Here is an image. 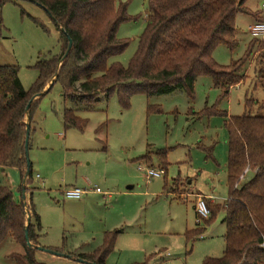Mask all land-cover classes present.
Here are the masks:
<instances>
[{
    "label": "rangeland",
    "instance_id": "rangeland-1",
    "mask_svg": "<svg viewBox=\"0 0 264 264\" xmlns=\"http://www.w3.org/2000/svg\"><path fill=\"white\" fill-rule=\"evenodd\" d=\"M116 1L127 3L132 19L117 31L129 45L110 62L127 66L146 28L148 0ZM263 4L264 0H245V8L259 16L237 13L238 46L234 51L218 46L213 57L219 64L243 56L254 38L250 24L264 22ZM0 11L5 26L0 65L18 66L20 80L30 90L39 76L37 62L61 53L59 32L48 13L30 0L7 1ZM255 66L253 57L241 71L245 79L225 97L205 75L197 77L193 97L185 89L152 97L139 93L124 109L117 96L102 95L94 109L77 113L87 120L83 130L65 127L63 113L71 104L64 101L61 84L55 83L39 99L34 115L26 200L40 216L42 246L69 256L36 249V260L89 264L70 252L93 253L104 233L117 229L122 232L107 264H137L148 258L146 264H153L156 256L166 253L170 256L161 257L159 264H202L206 257H222L224 213L210 225L207 219L198 224L197 206L201 200L208 208V202L223 205L228 198L229 134L223 113L264 115V85L256 79ZM149 106L159 111L149 112ZM213 108L218 112L210 113ZM150 168L165 174L149 180ZM252 175L248 171L245 180ZM0 185L10 186L15 200H22L23 178L17 168L0 167ZM71 187L88 192L81 199H68L64 191ZM196 228H203V233L188 238L187 231ZM15 252L24 253V248L7 238L0 245V264H16L10 257Z\"/></svg>",
    "mask_w": 264,
    "mask_h": 264
},
{
    "label": "trees",
    "instance_id": "trees-1",
    "mask_svg": "<svg viewBox=\"0 0 264 264\" xmlns=\"http://www.w3.org/2000/svg\"><path fill=\"white\" fill-rule=\"evenodd\" d=\"M7 1L14 0H0V8ZM30 1L45 7L50 18H54L51 20L59 32L62 50L37 62L39 76L30 90L24 88L18 66L0 65V167L17 168L23 179L29 161L25 146L27 122L31 133L39 99L55 83L61 84L64 101L71 104L63 113L65 127L80 130L85 128L87 120L77 113L94 109L102 95L107 99L117 96L124 109L139 93L152 97L185 89L193 97L197 77L205 75L212 78L214 86L222 89V97H225L245 79L241 71L253 57L256 79L264 85V38L251 39L243 56L228 65L219 64L213 57L220 45L230 51L238 46L237 13L259 16L245 8V0H148L146 28L127 66L110 62L129 45L127 39L117 36L119 25L132 19L127 3L116 0ZM4 30L0 11V40ZM70 39L72 47L61 61ZM45 90L26 111L29 101ZM252 102L253 99L248 100L249 104ZM148 111L158 112L159 108L149 106ZM209 112L218 111L213 108ZM223 114L227 117L225 125L229 134L228 198L223 205L208 202L211 215L206 224L210 225L220 212L224 213L225 250L222 257H206L202 264H264V115ZM29 147L30 142L28 150ZM159 158L167 165L163 154ZM248 171L253 175L245 180ZM31 175L32 166L27 183ZM27 205L32 217L29 239L33 245L40 246V216L33 203L27 202ZM26 222L23 198L17 202L10 186L0 185V245L9 238L24 248V253L10 255L16 264H44L36 260V249L27 246ZM203 231L196 228L186 235L195 239ZM121 232V229L105 232L100 247L77 257L107 264L106 259ZM148 260L137 264H146Z\"/></svg>",
    "mask_w": 264,
    "mask_h": 264
},
{
    "label": "built area",
    "instance_id": "built-area-1",
    "mask_svg": "<svg viewBox=\"0 0 264 264\" xmlns=\"http://www.w3.org/2000/svg\"><path fill=\"white\" fill-rule=\"evenodd\" d=\"M264 7V4H263ZM250 33L254 38H261L264 36V22H256L252 24L249 27ZM165 174V171L163 169H154L150 168L146 172V177L151 180L153 178L161 177ZM37 177H40L37 175ZM242 179L244 180V176H242ZM97 192H100L99 188H96ZM87 193V190L79 188V187H71L64 191V196L68 199H81L85 194ZM197 214L199 215V221L201 219L205 220L208 219L211 215L209 208L207 207V204L205 201L201 200L197 206Z\"/></svg>",
    "mask_w": 264,
    "mask_h": 264
},
{
    "label": "water",
    "instance_id": "water-1",
    "mask_svg": "<svg viewBox=\"0 0 264 264\" xmlns=\"http://www.w3.org/2000/svg\"><path fill=\"white\" fill-rule=\"evenodd\" d=\"M42 8H43L46 12H48L47 9H46L45 7H42ZM51 18L54 20L53 17H51ZM72 44H73V41H72V39H70V40H69L68 49H67L65 55L62 57L61 61H63L64 58H65V57L67 56V54L69 53V51H70V49H71V47H72ZM54 80H55V78L52 79L50 85L53 84ZM45 92H46V90L43 91L41 94H39V95H37V96H34V97L29 101V103H28V105H27V108H26V111L29 110V108H30L32 102L34 101V99H36L38 96H42V95H44ZM29 141H30V124L27 122V127H26V140H25V146H26V148H27V153L29 152V150H28ZM30 172H31V162L28 161L27 170H26L25 177H24V179H23V186H22V198H23V201H24V204H25L26 213H27V222H26V226H25V237H26V241H27V246H28V248H30V249L42 250V251H45V252H50V253L60 254V255H62V256L68 257L69 255H66V254H64V253H61V252H59V251H57V250L49 249V248H45V247H42V246H35V245H33V244L31 243V241H30V239H29V225H30V223H31L32 217H31V213H30V210H29V208H28V205H27V200H26V188H27V187H26V184H27V180H28V178H29ZM78 259H79L80 261H82V262H85V263H89V264H97V263H94V262L86 261V260L81 259V258H78Z\"/></svg>",
    "mask_w": 264,
    "mask_h": 264
},
{
    "label": "crops",
    "instance_id": "crops-1",
    "mask_svg": "<svg viewBox=\"0 0 264 264\" xmlns=\"http://www.w3.org/2000/svg\"><path fill=\"white\" fill-rule=\"evenodd\" d=\"M254 18H255V17H254ZM255 20H256V19H255ZM254 23H255V22H254ZM254 23H251L250 26H251L252 24H254ZM250 26H249V27H250ZM39 111H40V110H39ZM39 111H38V112H39ZM35 118H36V117H35ZM33 124H34V123H33ZM37 175H38V174H37ZM87 192H88V191H87ZM199 192H200V191H199ZM86 194H87V193H86ZM86 194H85V195H86ZM200 194H202V193L200 192ZM202 195H203V194H202ZM204 196H206V195H204ZM210 196H211V195H209V197H210ZM206 197H208V196H206ZM210 198H213V197L211 196ZM213 199H214V198H213ZM195 209H196V208H195ZM225 231H226V230H225ZM38 234L40 235V238H39L40 246H42V244H41V240H42L43 237H42L41 230L38 231ZM104 234H105V233H104ZM103 238H104V235H103ZM42 247H43V246H42ZM39 251H42V250H39ZM72 253H73V254H83V253H85V252H78V251L75 252V251H71L70 254H72ZM168 256H170V253H166V254H164V255L161 256V257H163V258H167V259H168ZM161 257L156 256V257L154 258V260H155L156 262H154L153 264H159V263H161V262H160V261H161V260H160ZM157 259H158V261H157Z\"/></svg>",
    "mask_w": 264,
    "mask_h": 264
}]
</instances>
